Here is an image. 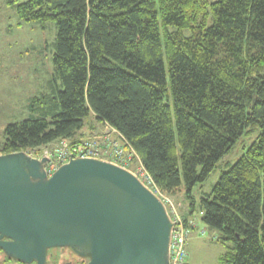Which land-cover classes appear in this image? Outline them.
<instances>
[{
    "label": "trees",
    "instance_id": "16d2710c",
    "mask_svg": "<svg viewBox=\"0 0 264 264\" xmlns=\"http://www.w3.org/2000/svg\"><path fill=\"white\" fill-rule=\"evenodd\" d=\"M56 28L49 92L8 124L0 154L115 129L166 196L194 187L236 143L242 155L198 202L222 264H264V0H11ZM247 142L244 145L245 141ZM189 218L183 217L184 220Z\"/></svg>",
    "mask_w": 264,
    "mask_h": 264
},
{
    "label": "water",
    "instance_id": "95a60500",
    "mask_svg": "<svg viewBox=\"0 0 264 264\" xmlns=\"http://www.w3.org/2000/svg\"><path fill=\"white\" fill-rule=\"evenodd\" d=\"M46 161L0 154L5 255L45 264L48 250L65 248L84 264H170L174 224L136 176L105 160L70 157L48 177Z\"/></svg>",
    "mask_w": 264,
    "mask_h": 264
},
{
    "label": "rangeland",
    "instance_id": "374dc122",
    "mask_svg": "<svg viewBox=\"0 0 264 264\" xmlns=\"http://www.w3.org/2000/svg\"><path fill=\"white\" fill-rule=\"evenodd\" d=\"M11 0H0V142L8 124L21 122L30 116L29 105L33 98L49 92V82L53 76V55L56 28L53 23L43 27L38 23H24L19 20L10 5ZM26 1V0H18ZM91 115L84 119L78 135H88ZM249 142H244V145ZM242 155V144L238 142L230 153L219 162L208 179L197 184L193 189L195 209L192 217L199 218L198 202L201 197L211 193L221 172L226 171ZM137 163L130 166L131 171ZM177 206L181 217L189 218V202L183 191L170 196ZM197 222L196 231L186 243L187 262L189 264H222L220 258L226 248L214 238L217 232ZM82 258L69 249L51 250L46 264H80Z\"/></svg>",
    "mask_w": 264,
    "mask_h": 264
},
{
    "label": "built area",
    "instance_id": "2783aa9c",
    "mask_svg": "<svg viewBox=\"0 0 264 264\" xmlns=\"http://www.w3.org/2000/svg\"><path fill=\"white\" fill-rule=\"evenodd\" d=\"M103 125L102 132L93 133L90 137L76 140L59 139L52 144L25 153L34 159H47L45 171L48 177L61 165L67 163L70 157L101 159L131 172L161 200L174 224L169 249L170 264H187L186 243L191 231L197 228L198 218L191 217L184 220L179 215L173 199L161 194L156 188L150 176L142 168L137 154L125 139L115 129L106 124ZM133 162H136L138 166L131 171L130 166Z\"/></svg>",
    "mask_w": 264,
    "mask_h": 264
},
{
    "label": "flooded vegetation",
    "instance_id": "af4514ba",
    "mask_svg": "<svg viewBox=\"0 0 264 264\" xmlns=\"http://www.w3.org/2000/svg\"><path fill=\"white\" fill-rule=\"evenodd\" d=\"M3 241H7V239H3ZM51 250H53V249L48 250L47 255H48V253H49ZM86 262H87V259L82 258L80 264H84V263H86ZM0 264H26V263H20V262L14 260L13 258L8 257V256L5 255V253L0 249ZM31 264H35V263H31ZM45 264H46V263H45ZM67 264H69V263H67Z\"/></svg>",
    "mask_w": 264,
    "mask_h": 264
},
{
    "label": "crops",
    "instance_id": "0c3cea01",
    "mask_svg": "<svg viewBox=\"0 0 264 264\" xmlns=\"http://www.w3.org/2000/svg\"><path fill=\"white\" fill-rule=\"evenodd\" d=\"M103 127H104V125L102 123L94 121V122H92L90 124V132H89V134L86 135V136L79 134V136H77L76 139L87 138V137H90L91 134H93V133L102 132ZM137 166H138V164H137ZM195 231H196V229L192 230L190 235L193 234ZM187 264H189V263L187 262Z\"/></svg>",
    "mask_w": 264,
    "mask_h": 264
}]
</instances>
